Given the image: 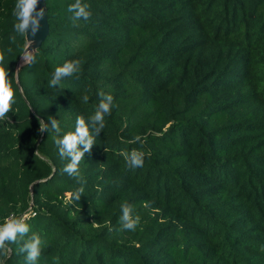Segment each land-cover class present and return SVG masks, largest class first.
Masks as SVG:
<instances>
[{
  "label": "trees",
  "instance_id": "1",
  "mask_svg": "<svg viewBox=\"0 0 264 264\" xmlns=\"http://www.w3.org/2000/svg\"><path fill=\"white\" fill-rule=\"evenodd\" d=\"M44 1L49 32L18 68L16 0H0L16 90L0 122V224L28 214L43 241L36 264H264V0H83L88 21H73L74 0ZM76 59L80 72L48 88ZM100 91L111 115L73 178L36 115L57 119L62 136L94 114ZM132 150L143 167H128ZM81 183L80 201L65 203ZM123 203L140 217L135 231L121 228ZM10 247L0 262L26 264Z\"/></svg>",
  "mask_w": 264,
  "mask_h": 264
},
{
  "label": "clouds",
  "instance_id": "2",
  "mask_svg": "<svg viewBox=\"0 0 264 264\" xmlns=\"http://www.w3.org/2000/svg\"><path fill=\"white\" fill-rule=\"evenodd\" d=\"M39 0H16L13 16L15 23L13 31L15 35L9 39L12 43L16 42V36L26 39V44L20 55L23 66L31 65L36 62V53L38 48H32L33 41L28 39V33L34 37L40 29V21L45 16V8L38 9ZM67 11L72 14L73 21H88L92 17L90 6L83 0H74L69 4ZM75 26V25H74ZM11 53L12 49L6 50ZM6 60L5 53L0 51V122L11 120L9 113L13 112V104L15 103L16 90L13 88V81L9 77L8 69L4 66ZM80 60L65 61L61 66L55 68L52 77L48 82V88H56L65 79L73 78L80 72ZM78 78V77H77ZM99 103L95 108L93 115L87 120L83 116H77L75 122V130L64 133L62 136L61 128L57 119L49 116L48 122L37 113L36 119L39 123V133L46 131H54L57 136L54 140L61 159L68 162L64 165L62 172L73 178H80V164L83 161L85 153H91L93 145L96 143V137L105 128V117L111 115L114 98L111 94H105L103 91L98 93ZM88 96H84L83 100L87 102ZM136 140H140L139 137ZM131 169L141 168L144 165L145 153L132 150L130 153H121ZM35 156L46 159L41 155L39 150L35 152ZM51 163V161H48ZM84 194L83 183L75 191L67 193L65 203L77 204ZM153 201H146L144 207H150ZM35 215V213H33ZM28 214L17 217L15 214L8 215L4 222L0 224V256L8 258L12 254L10 245H20L19 252L26 254V264H36L41 256L43 241L39 234L30 233V225L27 222ZM122 230L135 231L139 225L140 217L133 215V207L128 203L121 204L120 220ZM94 227H98L93 222ZM27 237V239H25ZM21 241L23 243L21 244ZM2 264V262H0Z\"/></svg>",
  "mask_w": 264,
  "mask_h": 264
},
{
  "label": "water",
  "instance_id": "3",
  "mask_svg": "<svg viewBox=\"0 0 264 264\" xmlns=\"http://www.w3.org/2000/svg\"><path fill=\"white\" fill-rule=\"evenodd\" d=\"M39 8H45V16L40 21V29H39V32L41 31V29H44V32L41 35V37H40L35 48H37L41 44V42L44 40V38L46 37V35L49 32V24H48V19H47V9H46V5H45L44 0H39L38 9ZM28 39H29V35H28ZM20 66H21V58H20V61L18 63V68H20Z\"/></svg>",
  "mask_w": 264,
  "mask_h": 264
},
{
  "label": "rangeland",
  "instance_id": "4",
  "mask_svg": "<svg viewBox=\"0 0 264 264\" xmlns=\"http://www.w3.org/2000/svg\"><path fill=\"white\" fill-rule=\"evenodd\" d=\"M43 32H44V29H41V31H40V32L38 31V33L33 37V36L31 35V32L29 31V33H28V35H29V39H30V40L33 39V40H32V41H33V44L31 45L32 48H35V47H36V45H37V43H38V41H39L41 35L43 34ZM21 65H23V64H22V60H21Z\"/></svg>",
  "mask_w": 264,
  "mask_h": 264
},
{
  "label": "bare ground",
  "instance_id": "5",
  "mask_svg": "<svg viewBox=\"0 0 264 264\" xmlns=\"http://www.w3.org/2000/svg\"><path fill=\"white\" fill-rule=\"evenodd\" d=\"M33 40V39H32Z\"/></svg>",
  "mask_w": 264,
  "mask_h": 264
}]
</instances>
